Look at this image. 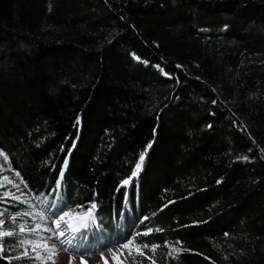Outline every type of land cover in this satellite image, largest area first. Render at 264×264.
<instances>
[{"label":"trees","instance_id":"1","mask_svg":"<svg viewBox=\"0 0 264 264\" xmlns=\"http://www.w3.org/2000/svg\"><path fill=\"white\" fill-rule=\"evenodd\" d=\"M0 148L139 264H264V0H0Z\"/></svg>","mask_w":264,"mask_h":264},{"label":"rangeland","instance_id":"2","mask_svg":"<svg viewBox=\"0 0 264 264\" xmlns=\"http://www.w3.org/2000/svg\"><path fill=\"white\" fill-rule=\"evenodd\" d=\"M53 212L57 213L56 217L52 216ZM59 215L60 211L40 201L26 189L0 155V220L4 221L0 225L1 233H13L9 237L19 239L26 252L43 264H58V251L49 246L58 236L52 237V232L44 229H55L52 221ZM86 218L87 216L80 219L70 215L61 221V230L65 232L66 238L58 242L65 254L81 260L82 264H139L140 254L136 252L139 246L131 242L128 247H123L128 241H122L108 233L103 234L99 224L85 226ZM69 220L72 228L78 231L69 228ZM21 226L24 227V232L20 231ZM49 237L52 239H48Z\"/></svg>","mask_w":264,"mask_h":264},{"label":"snow or ice","instance_id":"3","mask_svg":"<svg viewBox=\"0 0 264 264\" xmlns=\"http://www.w3.org/2000/svg\"><path fill=\"white\" fill-rule=\"evenodd\" d=\"M227 27V26H226ZM139 59V58H137ZM213 103H216V101H213ZM79 118H77V123H79ZM209 128H211V125H208ZM155 132V130H154ZM149 147H151V145H149ZM4 152H3V149L0 148V155H3ZM5 159H7V156H5ZM145 159L144 155L142 154L140 157H139V161L135 164V171H133L131 173V177H129L128 179H125L123 181L120 182V187L122 188L124 185H127L129 183V180L132 178V177H135L138 173V171L141 169V162H143ZM245 160H247V157H245ZM69 161L67 158L64 159V166L66 167L68 165ZM50 167H55V165H50ZM65 167H61L60 169V176L57 178L56 180V185L57 187L59 188L60 186H62V182H63V177H64V172H65ZM17 175H19V173H17ZM217 183H221V181H217ZM14 199H19L18 197H14ZM81 205H77V207H80ZM98 207V204L96 202H93L91 203V207L89 208L88 210V217L91 218L92 217V210L93 209H96ZM52 216L53 217H56L57 216V213L56 212H53L52 213ZM70 216V213L67 212V211H63L62 209L60 210V215L57 219H54L52 222L53 224L55 225V229H44V231H51L52 232V237H55V236H59V237H64L65 236V232L61 230V221H64L65 217H69ZM148 219V217H143L142 220H146ZM4 224V221L3 220H0V225H3ZM68 224H69V228H72V224H71V220L68 221ZM86 226V225H85ZM20 231L21 232H24L25 229L23 226H21L20 228ZM72 231H78V229H75V228H72ZM159 231V230H158ZM152 233V229H147V231L143 232L142 234L138 233L137 235H143V236H149L150 234ZM13 233L11 232H7V233H0V236H12ZM225 236H228L229 234L228 233H225L224 234ZM52 237H49L48 239H52ZM68 243H70V241H67ZM131 241L129 240L128 243L124 244L123 247H128V244H130ZM165 246H167V242H165ZM144 248L148 247L147 244H144L143 245ZM152 249H156L159 247V245L157 244H152L151 245ZM36 248L34 247L33 248V251H35ZM136 252L138 254H143L142 252V248L141 247H137L136 249ZM27 253L25 252V255ZM83 259V258H81ZM153 264H155V262H153Z\"/></svg>","mask_w":264,"mask_h":264},{"label":"bare ground","instance_id":"4","mask_svg":"<svg viewBox=\"0 0 264 264\" xmlns=\"http://www.w3.org/2000/svg\"><path fill=\"white\" fill-rule=\"evenodd\" d=\"M66 236L64 237H55V239L50 243L51 248H56L59 254V259H58V264H82V261L79 259L72 258L71 256H68L63 252L61 249V244L58 242L61 239H65Z\"/></svg>","mask_w":264,"mask_h":264}]
</instances>
